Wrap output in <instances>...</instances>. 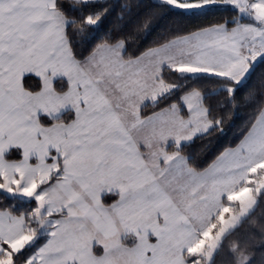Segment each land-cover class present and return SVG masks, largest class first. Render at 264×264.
Segmentation results:
<instances>
[{
    "label": "snow or ice",
    "instance_id": "6c2138e0",
    "mask_svg": "<svg viewBox=\"0 0 264 264\" xmlns=\"http://www.w3.org/2000/svg\"><path fill=\"white\" fill-rule=\"evenodd\" d=\"M0 204V264H264V0H0Z\"/></svg>",
    "mask_w": 264,
    "mask_h": 264
},
{
    "label": "trees",
    "instance_id": "16d2710c",
    "mask_svg": "<svg viewBox=\"0 0 264 264\" xmlns=\"http://www.w3.org/2000/svg\"><path fill=\"white\" fill-rule=\"evenodd\" d=\"M233 137H232V135L231 134H229V136L227 137V138H225L224 140H222L221 142H220V146H222L223 144H225V143H227L229 140H231ZM209 159H211V157H209ZM3 206V204H0V207H2Z\"/></svg>",
    "mask_w": 264,
    "mask_h": 264
}]
</instances>
